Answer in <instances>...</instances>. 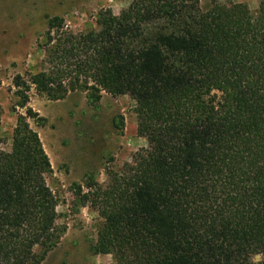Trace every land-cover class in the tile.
Listing matches in <instances>:
<instances>
[{
	"label": "trees",
	"instance_id": "obj_1",
	"mask_svg": "<svg viewBox=\"0 0 264 264\" xmlns=\"http://www.w3.org/2000/svg\"><path fill=\"white\" fill-rule=\"evenodd\" d=\"M130 0L74 33L50 16L39 69L13 77L17 118L0 137V264H38L59 241L58 200L30 124L50 100L82 91L134 101L147 149L108 182L86 176L82 202L101 219L91 245L112 264H255L264 252V0Z\"/></svg>",
	"mask_w": 264,
	"mask_h": 264
},
{
	"label": "rangeland",
	"instance_id": "obj_2",
	"mask_svg": "<svg viewBox=\"0 0 264 264\" xmlns=\"http://www.w3.org/2000/svg\"><path fill=\"white\" fill-rule=\"evenodd\" d=\"M130 0H0V137L2 148L9 149L17 118L13 77L39 69L42 51L39 39L50 16H61L74 33L96 28L99 10L109 8L114 14ZM220 3L243 2L252 13L258 0H216ZM205 7L210 0H200ZM28 105L46 121L30 124L39 134L48 156L44 175L58 204L56 224L62 231L57 244L38 264H112L109 254H95L91 245L97 237L101 219L79 197L78 186L86 188V176L99 184L108 182L107 170L117 171L124 162L147 149L145 137L136 132L134 101L128 95L112 96L104 92L92 105L82 91L69 92L64 98L50 100L29 93ZM259 257V259H256ZM255 264H264V252L252 256Z\"/></svg>",
	"mask_w": 264,
	"mask_h": 264
},
{
	"label": "clouds",
	"instance_id": "obj_3",
	"mask_svg": "<svg viewBox=\"0 0 264 264\" xmlns=\"http://www.w3.org/2000/svg\"><path fill=\"white\" fill-rule=\"evenodd\" d=\"M256 259H259V257H256Z\"/></svg>",
	"mask_w": 264,
	"mask_h": 264
}]
</instances>
